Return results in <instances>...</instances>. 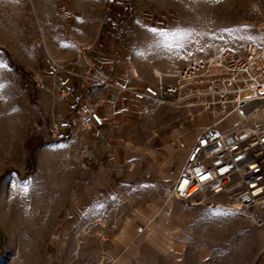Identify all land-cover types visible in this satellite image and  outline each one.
I'll return each mask as SVG.
<instances>
[{"label":"rangeland","instance_id":"1","mask_svg":"<svg viewBox=\"0 0 264 264\" xmlns=\"http://www.w3.org/2000/svg\"><path fill=\"white\" fill-rule=\"evenodd\" d=\"M138 2L158 20L160 11H169L172 25L163 30L183 33L159 45L143 25L117 33L144 44L136 65L154 84L187 59L241 52L264 25V0ZM108 15L103 0H0V56L11 68L0 72V264H264V213L261 226L231 211L210 214L220 208L185 205L169 198L170 190L161 195L145 182V148L175 133L186 146L211 115L172 104L139 114L137 136L123 143L120 176L107 170V150L84 158L73 150L75 142L56 141L73 119L58 72L78 61L79 46L97 39ZM36 40L43 44L33 52ZM11 63L27 73V87ZM135 171L139 177L131 180Z\"/></svg>","mask_w":264,"mask_h":264},{"label":"built area","instance_id":"2","mask_svg":"<svg viewBox=\"0 0 264 264\" xmlns=\"http://www.w3.org/2000/svg\"><path fill=\"white\" fill-rule=\"evenodd\" d=\"M113 1L103 0L107 13L111 12ZM42 44L43 41L36 40L30 50L38 51ZM89 49L88 45H81L78 53L83 55ZM186 61L185 65L174 66L167 74L159 75L156 84H147L133 93L135 100L144 105V115H152L162 105L172 104L213 118L195 139L181 172L172 183L169 198L185 205L209 204L248 217L261 226L264 25L257 39L248 41L241 52L224 49L205 58ZM89 74L92 83L113 86L112 77L106 72L93 69ZM61 95L67 97L65 91ZM98 106L71 120L74 133L104 125Z\"/></svg>","mask_w":264,"mask_h":264},{"label":"crops","instance_id":"3","mask_svg":"<svg viewBox=\"0 0 264 264\" xmlns=\"http://www.w3.org/2000/svg\"><path fill=\"white\" fill-rule=\"evenodd\" d=\"M132 2V11L129 13L123 0H114L106 21L101 23V33L88 45L89 51L83 55L78 53V61L74 62L69 70L58 72L57 75L61 88L67 93L65 110L69 120L80 117L96 104L99 105L97 110L104 120L102 127L92 126L81 134L74 133L72 127L70 130L64 127V133L62 131L61 134H70V144L76 143L73 150L79 149L84 158L107 150V156L112 159L107 170L118 176L120 156L125 152L123 143L127 146L135 139L137 133H133V128L140 125L138 115L143 114L144 105L135 100L133 93L142 90L147 84H154L155 80L143 76L136 65L137 56L142 51L138 47L144 44L138 38L121 37V34L117 33H122L131 26L139 30L142 25L157 29H170L172 25L169 11H160L162 16L158 20L154 10L140 11L138 0ZM127 17L129 19L125 20ZM93 69H100L111 75L113 86L92 83L89 71L91 73ZM69 125L71 126V123ZM182 141L181 134L160 135L149 148H145V154L149 156V170L148 174H145L150 175L145 182L158 194L162 195V189L170 190L195 139L189 141L186 146ZM87 163L90 164L88 161ZM84 164L82 162L86 168ZM129 174L131 180L139 177L136 171ZM168 181H171L170 185ZM98 182L103 183L100 179Z\"/></svg>","mask_w":264,"mask_h":264},{"label":"snow or ice","instance_id":"4","mask_svg":"<svg viewBox=\"0 0 264 264\" xmlns=\"http://www.w3.org/2000/svg\"><path fill=\"white\" fill-rule=\"evenodd\" d=\"M146 31H148L154 38L156 44H167L168 41L176 39L178 36L183 35V33L178 32V31H166L163 29H157V28H152V27H147L145 26ZM2 71H11L10 66L7 64L6 61L0 56V72ZM4 85L0 83V89H2ZM203 179V177H202ZM22 189L24 191H27L28 187V182L24 181L21 182ZM208 212L210 214H215V215H228L229 212L227 210H222V209H209Z\"/></svg>","mask_w":264,"mask_h":264},{"label":"trees","instance_id":"5","mask_svg":"<svg viewBox=\"0 0 264 264\" xmlns=\"http://www.w3.org/2000/svg\"><path fill=\"white\" fill-rule=\"evenodd\" d=\"M127 1V10L130 13L132 11V0H124ZM11 67L15 70V72L20 76V79L23 83L24 87H27V80H29L27 77V73L24 71V69L22 68V66L11 63L10 64ZM36 91H34L35 93ZM70 138V134H66V135H62L60 134L56 139L57 142H61V141H67ZM35 161H36V154L34 151L31 152L29 158H28V162H27V170L28 171H33L35 168Z\"/></svg>","mask_w":264,"mask_h":264}]
</instances>
